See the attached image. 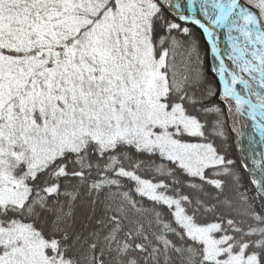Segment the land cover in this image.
Returning <instances> with one entry per match:
<instances>
[{"label":"snow or ice","instance_id":"1","mask_svg":"<svg viewBox=\"0 0 264 264\" xmlns=\"http://www.w3.org/2000/svg\"><path fill=\"white\" fill-rule=\"evenodd\" d=\"M0 264H264V0H0Z\"/></svg>","mask_w":264,"mask_h":264}]
</instances>
